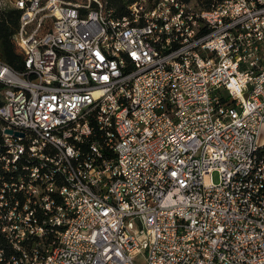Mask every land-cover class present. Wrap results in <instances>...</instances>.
Instances as JSON below:
<instances>
[{
	"label": "built area",
	"instance_id": "built-area-1",
	"mask_svg": "<svg viewBox=\"0 0 264 264\" xmlns=\"http://www.w3.org/2000/svg\"><path fill=\"white\" fill-rule=\"evenodd\" d=\"M4 8L0 264H264V0Z\"/></svg>",
	"mask_w": 264,
	"mask_h": 264
},
{
	"label": "trees",
	"instance_id": "trees-1",
	"mask_svg": "<svg viewBox=\"0 0 264 264\" xmlns=\"http://www.w3.org/2000/svg\"><path fill=\"white\" fill-rule=\"evenodd\" d=\"M74 1V0H65ZM106 3V10L113 9L119 14L124 11V6L131 0H102ZM182 2L194 1L201 9H209L214 0H179ZM20 11L13 8L0 9V62L9 66L15 72H21L24 69L23 55L18 51L14 36L19 29ZM4 86L0 84V106L1 92ZM7 243L0 234V249H6Z\"/></svg>",
	"mask_w": 264,
	"mask_h": 264
},
{
	"label": "rangeland",
	"instance_id": "rangeland-1",
	"mask_svg": "<svg viewBox=\"0 0 264 264\" xmlns=\"http://www.w3.org/2000/svg\"><path fill=\"white\" fill-rule=\"evenodd\" d=\"M11 1L12 0H0V5L7 4L10 6ZM74 1L83 2L85 0H74ZM258 143H259V145L264 146V130H262V132L258 138ZM210 178H211L212 182H214V183L218 182V176L216 173H213Z\"/></svg>",
	"mask_w": 264,
	"mask_h": 264
}]
</instances>
